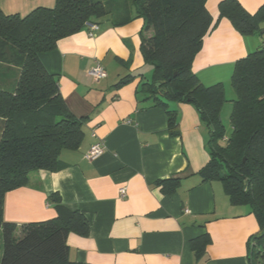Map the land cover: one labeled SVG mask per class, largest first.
Wrapping results in <instances>:
<instances>
[{"label": "crops", "instance_id": "0c3cea01", "mask_svg": "<svg viewBox=\"0 0 264 264\" xmlns=\"http://www.w3.org/2000/svg\"><path fill=\"white\" fill-rule=\"evenodd\" d=\"M221 1H206L212 24L192 71L204 86L222 83L225 92L235 62L264 47V35H241L228 19H219ZM238 1L250 14L264 4ZM55 3L0 0V10L24 17ZM109 19L98 22L95 36L83 28L39 54L45 70L57 79L69 111L85 118L84 136L76 149L61 151V170L33 171L26 186L5 194L4 221L21 225L56 218L48 199L56 193L62 206L80 211L89 224L87 236H67L72 262L248 264V240L259 229L255 216L247 205H232L221 182H202L198 174L210 160L208 128L192 105L159 97L175 111L178 122L179 135H169L165 110L143 90L145 82L154 80L153 67L140 50L143 21L135 18L116 27ZM95 62L104 68L103 79L89 75ZM6 68L0 60V87L11 89L18 74L11 79ZM126 76L133 78L115 88ZM3 124L0 118V135ZM97 142L103 153L88 161L85 154ZM169 178L179 179L171 194L157 185ZM121 188L125 198L119 196ZM202 234L209 235L210 243L197 260L190 241Z\"/></svg>", "mask_w": 264, "mask_h": 264}, {"label": "trees", "instance_id": "16d2710c", "mask_svg": "<svg viewBox=\"0 0 264 264\" xmlns=\"http://www.w3.org/2000/svg\"><path fill=\"white\" fill-rule=\"evenodd\" d=\"M206 1L56 0L53 8H36L24 17L0 10V58L8 47L18 66L13 87H0V118L4 120L0 135V264H78L69 260L67 236L88 235L89 224L80 211L62 206L55 193L48 199L55 205L56 218L17 225L4 221L3 200L7 192L26 186L31 172L61 170V151L76 149L81 143L85 118L69 111L57 79L45 70L39 54L53 50L60 39L83 29L85 22L98 24L105 17L116 27L135 18L143 21L140 50L154 70V80L145 82L143 90L165 110L172 137L179 135L175 111L161 98L196 109L209 131L210 160L198 173L201 181L221 182L232 205L250 207L259 229L248 240V264H264V47L234 64L230 85L235 99L230 100L231 131L225 136L220 119L228 102L224 85L204 86L192 71L212 24ZM218 12L219 19H228L241 35H264V4L250 14L238 0H223ZM132 78L124 77L115 88ZM157 185L171 194L179 179L169 178ZM209 243L208 234L190 241L197 260Z\"/></svg>", "mask_w": 264, "mask_h": 264}, {"label": "rangeland", "instance_id": "374dc122", "mask_svg": "<svg viewBox=\"0 0 264 264\" xmlns=\"http://www.w3.org/2000/svg\"><path fill=\"white\" fill-rule=\"evenodd\" d=\"M264 25V21L262 22V26ZM12 51L7 47L5 49V57L0 58L1 60V65L6 66L8 69H10V75L9 78L13 79L14 75H16L15 73L18 74V69H17V65L14 62V59L12 58ZM6 68V69H7ZM148 76L150 77L151 75L148 74ZM230 85V83H229ZM225 87V86H224ZM227 91L225 90V98L228 102H226L222 109H221V122L225 128V136H228V134H230L231 128H230V113H231V108H232V104L230 102V100L235 99V93L230 86H227ZM226 88V87H225ZM220 145L223 146L225 144V142L222 140L219 141ZM20 235V234H19Z\"/></svg>", "mask_w": 264, "mask_h": 264}, {"label": "built area", "instance_id": "2783aa9c", "mask_svg": "<svg viewBox=\"0 0 264 264\" xmlns=\"http://www.w3.org/2000/svg\"><path fill=\"white\" fill-rule=\"evenodd\" d=\"M84 29L87 31L89 37L95 36L96 32L99 30V25L93 22H85ZM264 46V43H263ZM89 75L95 79L100 80L105 77V71L102 65L99 62H95L93 68L89 71ZM103 153V147L101 142L94 143L91 145L89 150L85 154V158L88 161L96 160ZM119 196L121 198L126 197V190L124 188L119 189Z\"/></svg>", "mask_w": 264, "mask_h": 264}, {"label": "water", "instance_id": "95a60500", "mask_svg": "<svg viewBox=\"0 0 264 264\" xmlns=\"http://www.w3.org/2000/svg\"><path fill=\"white\" fill-rule=\"evenodd\" d=\"M157 86H159V84H157Z\"/></svg>", "mask_w": 264, "mask_h": 264}]
</instances>
